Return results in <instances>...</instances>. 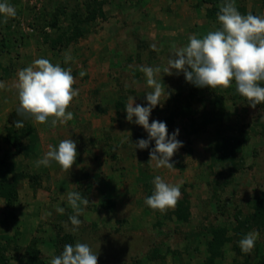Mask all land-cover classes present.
Wrapping results in <instances>:
<instances>
[{
    "label": "rangeland",
    "instance_id": "rangeland-1",
    "mask_svg": "<svg viewBox=\"0 0 264 264\" xmlns=\"http://www.w3.org/2000/svg\"><path fill=\"white\" fill-rule=\"evenodd\" d=\"M90 1L7 0L16 15L0 17V184L18 178L16 198L0 197V254L7 258L0 264H24L26 249L34 244L50 264L66 243L77 241L98 252V264H133L137 258L144 264H209L208 242L219 226L232 240L221 247L215 264H264V229L244 249L242 233L256 228H240L235 220L236 214L245 218L264 207V104L252 108L234 83L213 90L194 86L182 72L157 74L170 96L153 109L149 122H166L169 134L179 129L183 142L171 170L149 166L154 141L135 150L133 142L148 134L128 122L117 104L133 97L146 105L152 89L140 66H167L173 45L185 46L190 35L220 27L217 14L208 15L209 5L200 0H97L101 13L86 20ZM235 5L242 14L264 16V0H235ZM57 19L55 27L50 25ZM66 54L72 57L68 63ZM40 57L71 68L75 78L79 95L67 109L74 118L65 125L39 124L17 113L18 71ZM216 96L225 113L218 125L206 117ZM189 104L194 127L184 111ZM240 127L249 135L240 164L215 162L212 149L219 134ZM70 138L78 153L72 169L64 171L56 162L35 166L49 145ZM15 142L23 146L18 153ZM155 175L181 185L174 208L162 212L145 204ZM67 191L89 199L75 234L69 231L68 218L75 213L65 203ZM58 206L65 208L63 214ZM155 249L158 255L152 257Z\"/></svg>",
    "mask_w": 264,
    "mask_h": 264
},
{
    "label": "clouds",
    "instance_id": "clouds-1",
    "mask_svg": "<svg viewBox=\"0 0 264 264\" xmlns=\"http://www.w3.org/2000/svg\"><path fill=\"white\" fill-rule=\"evenodd\" d=\"M15 15V8L7 0H0V17ZM217 21L220 27L216 30H210L201 37L190 35L185 46L173 45L167 66H140L146 84L152 90L146 94V105L135 103L134 98L129 97L124 106L125 119L142 126L148 134L146 139L133 142L135 150L148 149L154 141L149 153V166L154 169H173L175 166L171 158L183 146L178 139L179 129L169 134L166 122H149L153 109L157 105L163 107L170 96L169 91L165 95L157 74H172L175 70L177 74L182 72L186 81L194 86L213 90L228 88L234 83L236 91L249 101L252 108L264 104V16L251 12L242 14L235 0H223L217 12ZM150 47L159 51L156 44ZM70 60L72 57L66 54L64 62ZM85 75V71L80 72L81 77ZM74 84L71 68H64L59 62L53 63L45 57L35 59L18 71L15 85L19 98L17 113L31 117L39 124L49 120L53 127L67 124L74 118L73 112L67 109L79 95V89L74 88ZM15 125L22 127L23 121L16 120ZM77 155L76 142L72 138L64 139L56 146L49 145L43 156L35 161V166L49 167L56 162L62 170L68 171L76 162ZM152 183L154 188L152 194L145 198V204L162 212L174 208L181 196V185L169 183L161 175H155ZM65 203L75 213L68 218L72 225L69 231L75 234L82 224L79 217L83 215L89 199L79 191H67ZM56 211L63 214L65 208L58 206ZM257 232V229H250L242 233L240 246L250 249L256 242ZM50 264H98V252L93 251L88 243H66L60 254L51 258Z\"/></svg>",
    "mask_w": 264,
    "mask_h": 264
},
{
    "label": "trees",
    "instance_id": "trees-1",
    "mask_svg": "<svg viewBox=\"0 0 264 264\" xmlns=\"http://www.w3.org/2000/svg\"><path fill=\"white\" fill-rule=\"evenodd\" d=\"M223 0H200V4H208L209 7L207 8L208 15L211 14H217L219 11L220 6L222 5ZM87 17L86 20L95 19L97 16V12L101 13V3L97 0H92L90 3H87ZM99 8V10H98ZM58 23V19L55 21H51L50 25L55 27ZM79 33V32H78ZM80 34V33H79ZM71 36L74 38L76 35L71 34ZM212 102L214 104V108L207 112L206 117L207 121H212L218 124H222L225 119V113L223 110V101L220 97H214L212 99ZM119 107H122L125 109V105L121 101L118 103ZM184 111L186 114L191 115L190 118V125L194 127V109L189 104L185 106ZM221 130V129H220ZM10 134H8V138L10 137ZM221 134V135H220ZM217 137L216 141L213 143V149H212V157L214 158V161L219 164H225L227 163L229 166L234 167L236 165L240 164L241 158V151L243 149V146L246 144V142L249 139L248 131L244 127H240L237 130L233 131L230 134H224L220 133ZM13 146L15 147L16 153L20 152L23 149L22 144L19 142L13 143ZM18 178H13L12 183L6 182L0 184V197H5L8 200L12 199L13 197L16 198L17 196V189H16V182ZM260 196L262 199H264V191L260 193ZM112 204V202H111ZM240 214L235 215V220L240 225L239 227H245V228H256L257 230L264 229V207L258 208L256 207L255 211L247 215L245 218H242ZM186 217V216H184ZM245 225V226H244ZM214 230V237L208 242V251L210 253L209 257V264H215L216 258L218 255L222 254L221 247L227 242L231 241L232 237L228 235V230L225 226H219V228H213ZM239 249V248H238ZM26 258L24 264H48L47 261L40 256V250L37 248V246L29 245L26 249ZM158 251L155 249L152 257H157ZM7 258L0 254V260L5 261ZM133 264H144L140 261V259H135ZM237 264V262L235 263Z\"/></svg>",
    "mask_w": 264,
    "mask_h": 264
},
{
    "label": "crops",
    "instance_id": "crops-1",
    "mask_svg": "<svg viewBox=\"0 0 264 264\" xmlns=\"http://www.w3.org/2000/svg\"><path fill=\"white\" fill-rule=\"evenodd\" d=\"M40 144H41V146H43V147H44V142H43V141H42V142L40 141Z\"/></svg>",
    "mask_w": 264,
    "mask_h": 264
}]
</instances>
